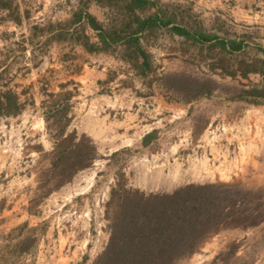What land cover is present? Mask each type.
I'll use <instances>...</instances> for the list:
<instances>
[{"label":"rangeland","instance_id":"rangeland-1","mask_svg":"<svg viewBox=\"0 0 264 264\" xmlns=\"http://www.w3.org/2000/svg\"><path fill=\"white\" fill-rule=\"evenodd\" d=\"M154 1L144 13L158 9L168 27L248 48L226 53L154 28L139 34L144 67L120 43L94 45L96 31L74 21L81 11L127 34L144 14L128 0H0V99L20 106L0 114V264H90L107 244L118 184L248 191L237 216L174 264H212L220 252L226 264H264V105L234 99L260 81L264 0Z\"/></svg>","mask_w":264,"mask_h":264},{"label":"trees","instance_id":"trees-1","mask_svg":"<svg viewBox=\"0 0 264 264\" xmlns=\"http://www.w3.org/2000/svg\"><path fill=\"white\" fill-rule=\"evenodd\" d=\"M133 9L144 13L155 7L154 0H128ZM84 21L96 31L97 43L109 47L115 43L126 46L142 58L147 67L146 54L141 47L139 34L154 28H167L169 22L164 20L159 10L137 16L133 29L124 35L105 31L88 13H74V21ZM172 33L199 43L216 45L226 53H244L248 45L239 40H224L215 35H207L171 25ZM259 55L260 81L247 88L238 90L234 99L253 105H264V47L255 46ZM246 77V75H243ZM20 106L16 98L6 93L0 99V114L17 113ZM152 131L142 137L141 145L146 146L155 139ZM63 142V141H62ZM78 147L77 143L70 149ZM90 161L95 159L94 148L91 149ZM114 152L112 156H116ZM80 156L77 161L80 162ZM60 157L52 163L58 167ZM86 165L78 163L73 171ZM248 191L234 185L222 184H188L169 193H144L125 185H116L110 192L109 203L113 206L109 219V238L101 253L90 264H174L177 260L195 253L204 240L228 218H234L240 212L241 200ZM227 252L217 254L212 264H226Z\"/></svg>","mask_w":264,"mask_h":264}]
</instances>
